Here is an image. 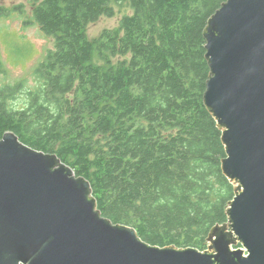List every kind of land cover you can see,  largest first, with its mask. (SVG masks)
<instances>
[{
	"label": "trees",
	"instance_id": "16d2710c",
	"mask_svg": "<svg viewBox=\"0 0 264 264\" xmlns=\"http://www.w3.org/2000/svg\"><path fill=\"white\" fill-rule=\"evenodd\" d=\"M226 0H39L34 22L55 39L23 108L0 88V139L56 153L92 185L98 208L152 245L206 250L229 221L236 185L204 94L205 30ZM133 10L90 39L88 26ZM11 9L0 3V17ZM0 58V72L3 71Z\"/></svg>",
	"mask_w": 264,
	"mask_h": 264
},
{
	"label": "water",
	"instance_id": "95a60500",
	"mask_svg": "<svg viewBox=\"0 0 264 264\" xmlns=\"http://www.w3.org/2000/svg\"><path fill=\"white\" fill-rule=\"evenodd\" d=\"M205 38L204 100L236 185L229 221L213 228L208 249L149 244L103 215L91 182L56 153L8 131L0 139V264H264V0H226Z\"/></svg>",
	"mask_w": 264,
	"mask_h": 264
},
{
	"label": "rangeland",
	"instance_id": "374dc122",
	"mask_svg": "<svg viewBox=\"0 0 264 264\" xmlns=\"http://www.w3.org/2000/svg\"><path fill=\"white\" fill-rule=\"evenodd\" d=\"M38 1L0 0L1 4L12 10L9 15L0 17V58L3 64L0 88L22 84V89L15 91L12 100V105L16 108H23L29 101L28 92L39 88L36 69L46 58L48 51L55 47L54 37L44 33L34 22L32 11ZM115 11L113 17L102 16L89 24L87 33L90 39L98 37L105 28L119 27L122 17L133 13L128 6L115 5Z\"/></svg>",
	"mask_w": 264,
	"mask_h": 264
}]
</instances>
